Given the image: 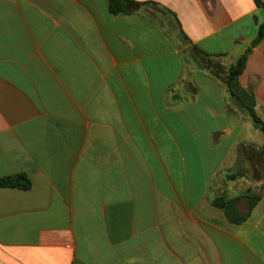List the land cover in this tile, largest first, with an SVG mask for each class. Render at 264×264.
Returning a JSON list of instances; mask_svg holds the SVG:
<instances>
[{"label":"crops","instance_id":"obj_1","mask_svg":"<svg viewBox=\"0 0 264 264\" xmlns=\"http://www.w3.org/2000/svg\"><path fill=\"white\" fill-rule=\"evenodd\" d=\"M131 1L153 6L0 0V179L31 182L0 188V264H264V134L195 65L251 49L238 80L264 122L263 9ZM253 195L243 223L216 206Z\"/></svg>","mask_w":264,"mask_h":264},{"label":"trees","instance_id":"obj_2","mask_svg":"<svg viewBox=\"0 0 264 264\" xmlns=\"http://www.w3.org/2000/svg\"><path fill=\"white\" fill-rule=\"evenodd\" d=\"M256 4L261 7L264 11V1L255 0ZM108 8L110 13L114 15L119 14H131L129 11L131 6L134 7H152V4H138L132 2L131 0H107ZM152 5V6H151ZM264 40V23L260 26L258 36L252 43V47H256ZM251 49H248L247 52L242 55L234 65L230 67H225L219 65L215 62V57L209 56L203 52H199L201 59H195V65L199 70L206 69L211 74L216 75L217 77L223 78L227 90L230 92L232 97L238 102V104L246 109L251 120L254 123V126L259 129L264 134V122L258 117L255 112V98L251 90L243 89L239 84V76L244 72L246 67V62ZM218 68V69H217ZM262 157V163L264 165V146L260 150ZM31 187V182L26 175H17L10 176L7 178L0 179V188H12V189H21L28 190ZM259 199L258 196H249L247 213L239 214L234 200H230L226 197L219 198L216 201V206L221 208L225 213L226 217L233 223H243L248 215L250 214L252 208L254 207L256 201Z\"/></svg>","mask_w":264,"mask_h":264},{"label":"rangeland","instance_id":"obj_3","mask_svg":"<svg viewBox=\"0 0 264 264\" xmlns=\"http://www.w3.org/2000/svg\"><path fill=\"white\" fill-rule=\"evenodd\" d=\"M258 173H262V175H263V177H262L263 182L262 183L256 182V184L255 183H251L249 185V188H264V170L263 171H260ZM251 179H253V178H251Z\"/></svg>","mask_w":264,"mask_h":264}]
</instances>
